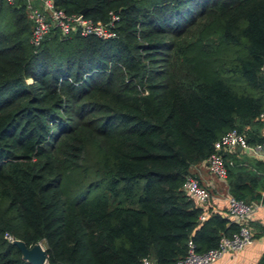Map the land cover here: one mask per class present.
I'll use <instances>...</instances> for the list:
<instances>
[{
    "label": "trees",
    "instance_id": "trees-1",
    "mask_svg": "<svg viewBox=\"0 0 264 264\" xmlns=\"http://www.w3.org/2000/svg\"><path fill=\"white\" fill-rule=\"evenodd\" d=\"M52 2L115 15L114 36L52 27L34 47L24 0H0V264H30L5 234L41 242L47 264H172L188 242L216 247L237 224L182 183L225 132L264 142V0ZM221 156L229 195L258 199L264 176Z\"/></svg>",
    "mask_w": 264,
    "mask_h": 264
},
{
    "label": "built area",
    "instance_id": "built-area-1",
    "mask_svg": "<svg viewBox=\"0 0 264 264\" xmlns=\"http://www.w3.org/2000/svg\"><path fill=\"white\" fill-rule=\"evenodd\" d=\"M13 1L6 0L8 3H12ZM24 6L26 17L31 24L29 43L34 47L40 44L41 40L52 27L57 28L61 34L75 32L82 36L94 35L101 39L114 36V32L110 29L113 21L116 20V16L113 14H110L107 23H100L84 18L79 13H66L61 8L54 6L52 0H24ZM263 117L264 111L259 114V118ZM235 146L251 149L255 152L260 148V154L264 156V142L252 147L246 142L243 134L237 132L235 129L225 132L213 143V151L205 159L209 173L219 181L225 180L227 173L221 152L228 151ZM182 188L197 206L201 208L206 207L209 192L194 176L187 175L183 180ZM256 205L228 195L226 197L224 215L230 222L237 224V231L229 236H221L216 247L204 252H196L193 244L188 242L185 255L172 264H211L223 254L228 252L236 253L244 246L250 244L252 242V235L246 225V220L251 216ZM205 216L206 213L203 212L199 215V219L202 220ZM5 237L8 240L12 239L8 234H5ZM139 264L152 263L148 257H142Z\"/></svg>",
    "mask_w": 264,
    "mask_h": 264
},
{
    "label": "crops",
    "instance_id": "crops-1",
    "mask_svg": "<svg viewBox=\"0 0 264 264\" xmlns=\"http://www.w3.org/2000/svg\"><path fill=\"white\" fill-rule=\"evenodd\" d=\"M259 120L264 124V117ZM259 129L260 133L264 135V125H261ZM249 145L255 147V145L259 144ZM260 151V148L255 152L251 149L235 146L226 151V153L230 156L227 158L228 161L234 165L236 164V166L245 172L252 173L258 178H261L264 176V172L255 170L251 164L252 161L264 162V156L260 154ZM191 173L209 192L205 208H210L212 211L224 215L226 210V197L229 195L227 179L225 178V180L219 181L212 176L206 167L205 161L192 165ZM257 192L259 193V198L251 202L257 205L251 216L246 220V225L252 235V242L236 253L228 252L223 254L211 264H255L264 251V187L258 188ZM253 234L258 235L253 237Z\"/></svg>",
    "mask_w": 264,
    "mask_h": 264
},
{
    "label": "water",
    "instance_id": "water-1",
    "mask_svg": "<svg viewBox=\"0 0 264 264\" xmlns=\"http://www.w3.org/2000/svg\"><path fill=\"white\" fill-rule=\"evenodd\" d=\"M84 10H81L83 12ZM11 243L14 244L19 252L20 257L30 264H47L45 248L41 242H36L30 246H26L22 240L12 238Z\"/></svg>",
    "mask_w": 264,
    "mask_h": 264
},
{
    "label": "rangeland",
    "instance_id": "rangeland-1",
    "mask_svg": "<svg viewBox=\"0 0 264 264\" xmlns=\"http://www.w3.org/2000/svg\"><path fill=\"white\" fill-rule=\"evenodd\" d=\"M43 245V244H42Z\"/></svg>",
    "mask_w": 264,
    "mask_h": 264
}]
</instances>
